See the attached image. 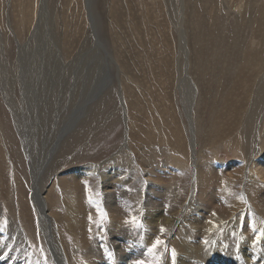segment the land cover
<instances>
[{
    "label": "rangeland",
    "instance_id": "rangeland-1",
    "mask_svg": "<svg viewBox=\"0 0 264 264\" xmlns=\"http://www.w3.org/2000/svg\"><path fill=\"white\" fill-rule=\"evenodd\" d=\"M255 1L251 0L253 11L246 12L245 0H208L206 4L198 0L197 7L200 10L194 14L195 0H0V146L6 158L4 164L10 166L7 173L9 179L7 177V183H4L10 191L0 195L4 201L0 208L4 207V213L9 211L5 208L14 207L12 203L9 204L7 194L9 198L11 195L16 196L17 188L14 187L15 174L13 175L15 163L10 159V155H7L10 151V146L7 145L9 139L15 148L21 151L20 157L24 162L26 176L19 167L16 176L23 175V184L27 189L26 198L31 210L34 209L30 180L32 176L29 171L31 165L40 158L41 153H47V150L50 153L45 154L51 157L50 162L54 163V158L58 160L54 167L61 166V185H58L56 177L52 178V186H55L51 190L53 199L51 198L50 203L53 210L61 214L62 220L59 218L58 221L65 243L69 246L67 253L72 264H98L99 261L102 264H135L136 261L155 264L153 256L159 259L160 264L161 255L165 252L168 264H176V251H184L183 243L193 244L194 248L199 250V255L203 253L202 256L213 260L214 254H211L210 249L213 246L219 247L221 251L218 256L222 261L218 264H264V231L254 227L253 215H256L242 202L243 207L238 208L239 220L234 217L237 210L234 204L239 196H242L244 181L256 184L259 182L253 173L250 174L253 172L249 166L251 164L244 155L242 156V147L237 146L232 139L234 127L246 118L251 108L249 101L253 97V86L259 81L257 78L264 76V25L260 24L258 28L255 24L254 27L259 30L253 33L251 29L246 28V23L242 22L240 34L234 36L237 39L240 36V43L242 42L244 47L239 52L253 53L251 62L255 58L258 64L247 65L240 62L244 69L238 68L235 62H239L241 55L236 48L233 51V62L230 63L224 62L221 56L213 60L210 53L202 52L204 58L201 65L204 68L201 69L214 77L224 75L218 77L220 84L213 83L208 85L207 89L216 93V98L225 95L226 101L225 105L220 104L223 113L220 118L223 120L217 121L219 125L216 126L225 131L219 129V134L211 132L209 141H201L204 134L196 137L199 141L196 159L199 160L197 167L200 178H194L190 145L186 142L185 156L177 150L172 151L169 144L163 143L166 138L156 133V124L160 126L165 123L168 127L176 128L173 123L176 121L182 129L188 118L192 126L196 125L197 118H194V113L191 114L195 103L198 99L204 101L203 98L210 94L208 91L202 92L204 84L196 75L198 67L194 63L190 43L193 30L200 32L205 38L202 49L206 45L208 50L213 51L214 42L210 41L207 35L214 33L211 28H216L217 32L223 30V18L229 17L230 13H243L248 16L255 12L254 8L258 4L262 7L260 15L264 20V0ZM215 16L218 17L217 24L213 23ZM217 42L219 45V41ZM236 44L237 42L233 41L230 46ZM225 75H228L227 78ZM246 86L250 88L251 94L246 90ZM195 93L196 99L193 98ZM13 104L15 106H12ZM155 109H158L157 112ZM189 113L191 119L188 117ZM16 114L24 121L22 126L25 128L17 127ZM224 114L230 116L226 117ZM172 116L177 117V120H174L175 117L172 119ZM198 116L197 124L200 121L201 125H197V132L206 133L204 129H207L208 118L203 109L199 110ZM231 116L234 122H229ZM132 118L144 119L147 122V125L144 124L148 128L147 131L155 134V140L148 141L149 143L135 142L131 135V126H128L130 133L126 136V125L132 122ZM189 124L188 122L187 126ZM176 130L177 128L174 132ZM23 134L26 142L22 141ZM258 135L256 132L252 133L253 138L262 139L264 145V134L259 137ZM34 146L39 155L32 161L27 151ZM131 153L133 156H130ZM113 155H116L115 159H112ZM50 162L45 161L43 167ZM36 166L39 167L38 162ZM106 176L110 178L106 180ZM69 178L78 182L76 184L80 186L78 193L81 201H72V194H75L73 191L64 192V184H70ZM38 180L43 183L45 175L40 176ZM11 183L12 187L9 186ZM108 189L109 192L103 193ZM68 195L70 208L64 204L61 206L59 201ZM188 197L193 200L195 198V204L199 203L201 210L195 214L188 212L185 216L182 215L176 229L177 220L173 223L167 222V216L175 215L182 202L190 201ZM157 207L162 210L160 216H157L158 219L153 221L147 218L146 216L152 213L149 210L158 209ZM62 208L68 211L61 212ZM191 209L193 210V207ZM146 211L149 212L145 213ZM65 214L67 217H73L74 225L68 226L69 222L64 219ZM34 217L35 231L40 235L42 233L43 240H46L44 232L41 228L38 229L40 225L35 213ZM0 218L5 221L0 223V237L4 238L3 232L9 226L2 212ZM133 219L137 223H133ZM161 228L164 229L163 232ZM113 236L119 241L116 243L118 246L112 249L110 241ZM184 238H187V242H184ZM157 240L163 243L157 245L154 253L150 255L148 249ZM240 241L247 247V253L249 252L248 262L243 259V263L239 258ZM91 245L95 251L90 248ZM21 246L14 251L19 252L24 248V251L20 252L21 259L26 256L37 260L34 253L28 249L26 241ZM47 248L51 253L50 246ZM1 250L5 254L9 253V256H15L11 244H4ZM112 250L116 255H112ZM260 254L261 259L258 260ZM190 262L195 264L194 261Z\"/></svg>",
    "mask_w": 264,
    "mask_h": 264
},
{
    "label": "bare ground",
    "instance_id": "bare-ground-1",
    "mask_svg": "<svg viewBox=\"0 0 264 264\" xmlns=\"http://www.w3.org/2000/svg\"><path fill=\"white\" fill-rule=\"evenodd\" d=\"M204 4H206V2L208 0H202ZM235 1V0H234ZM255 1V0H253ZM259 1V0H258ZM189 2V1H188ZM191 2V1H190ZM194 2V1H193ZM256 2V1H255ZM263 2V1H262ZM194 4V3H193ZM254 4V3H253ZM118 5V4H117ZM198 5V0H195V4L193 6V12L194 14H197V12H199L200 8L197 7ZM251 5H252V2L251 0H245V3H244V7L246 8V12H250V11H253V9L251 8ZM202 6V5H201ZM227 6V5H226ZM230 6V4H229ZM228 6V7H229ZM237 7V6H236ZM243 7V8H244ZM255 12H251L252 14L250 15H246L245 14H241V15H236L234 13H230V16L227 17V18H223L224 20L222 21L223 23H221L223 26H222V29L221 31H218L216 30V28H211V29H214V33H212L211 35L208 33L207 35V38L210 37V41H213L214 42V50L213 51H210L208 50L207 46L205 45L204 49H202V44L204 43L205 41V38L202 37L203 35L198 32L196 33V30L194 29L193 30V33H192V37H190V43H191V47L193 49V58H194V63L195 65L198 67V71H196V75L197 77L199 78L200 82L202 84H204V86L201 84L200 87H202V92H210L209 89H207V86L208 85H212L213 83H219L220 84V80L218 79V77H220L221 75L223 74H219L218 76L214 77L210 74H207L206 71H203L201 68H204L203 65H201V60H203V56L204 54L202 52H207L211 54L210 57H212L213 60H217V57H220L223 59L224 62H227V63H230V62H233V55H234V50L236 48V50L239 52L240 50H242L243 45H242V42L240 43L241 39H240V36L239 38L237 39L236 37H234L236 34H240V26L242 24V22L246 23L247 27L249 30L251 29V31H253V33L256 31H258L259 29L255 28V24L258 25V28L260 27L259 25L262 24V26L264 25L262 18H261V15H260V12H262V7L261 5L259 6L258 4H256V8H254ZM227 11V10H226ZM244 11V10H243ZM229 13V11H228ZM227 13V14H228ZM196 16V15H195ZM217 16H215V24H217L219 21L217 20ZM183 19V18H182ZM176 20V19H175ZM220 20V19H219ZM243 23V24H244ZM190 24V23H189ZM199 25V24H198ZM190 26V25H189ZM255 26V27H254ZM242 27H245L242 25ZM254 27V28H253ZM262 30V28H261ZM123 32V31H122ZM185 32V31H184ZM136 33V32H135ZM219 33V36H217V34ZM252 33V32H251ZM262 33V32H261ZM256 34V33H255ZM214 35V36H212ZM185 36V35H184ZM203 40V41H202ZM217 41H219V45L216 44L218 43ZM233 41L237 42L236 46H233L231 47L230 44L233 43ZM151 43V42H150ZM246 44V43H245ZM218 45V46H217ZM21 46V45H20ZM249 47V46H248ZM213 49V48H212ZM248 49V48H247ZM246 50V49H245ZM236 54V53H235ZM241 55V57H239V59L236 57V59L239 60V62H235L236 66L238 68H241V69H244L242 66V64H240V62H244L246 63L247 65H255V64H258L256 63L257 60H253V62H251L252 60V54L248 53V54H245V52L243 51V53H238ZM264 55V53H263ZM258 56V55H257ZM232 65V63H231ZM259 66V65H258ZM225 67V66H224ZM257 67V66H256ZM228 68V67H227ZM251 69V68H250ZM228 70V69H227ZM225 70V71H227ZM230 71V70H229ZM237 71V70H236ZM187 72V71H185ZM235 71H231V73H233ZM132 73V72H131ZM130 73V75H131ZM135 73V72H134ZM179 73V71L177 72ZM222 73H224L222 71ZM230 73V72H229ZM123 74V73H122ZM191 74V72H190ZM226 74V72H225ZM228 74V72H227ZM124 75V74H123ZM173 75V74H172ZM193 75V74H191ZM195 75V76H196ZM214 75V74H213ZM179 76V75H178ZM187 76V75H186ZM228 76V75H225V77ZM237 76V75H236ZM170 77V76H169ZM181 77V75H180ZM191 77V76H190ZM224 77V75H223ZM14 78V77H13ZM186 78V77H185ZM227 78V77H226ZM257 79H259V81L257 82V84L255 83V85L253 86L254 90H253V97H252V100L249 101L250 103V107L249 108V111L247 113V115L245 116L246 118L245 119H242L239 121L238 125L236 127H234L235 129L233 130V140H235L237 146H241L242 149L240 151L242 156L244 155L245 158H247L250 162L251 165H249L251 167V170L253 172H251L250 174L253 173V176H256L257 177V180L259 183H249V182H245L242 184V189H241V193H242V196L238 198V201H236V203L234 204V207L237 208L236 212L234 213V217H236L238 219V208H242L243 207V203L242 202H245V207L248 208L251 212H253L256 216L253 215L254 217V220H253V225L255 228H257V230H261V231H264V145L262 144V139L258 138V140H256L255 138H253L254 136H252V133L256 132L258 133L259 135L260 134H264V76H261L260 75V78L258 77ZM130 80V79H129ZM132 80V79H131ZM195 80V79H194ZM197 80V79H196ZM219 80V81H218ZM222 80V79H221ZM225 79H223L224 81ZM19 81V80H18ZM118 81V80H117ZM135 81V80H133ZM186 81V80H185ZM195 82V81H194ZM234 82V81H233ZM137 83V82H136ZM181 83V82H179ZM184 83V82H183ZM188 83V82H187ZM186 83V84H187ZM224 83V82H223ZM12 84V83H11ZM128 84V83H127ZM165 84V83H163ZM226 84V83H225ZM24 85V84H23ZM22 85V86H23ZM37 85V84H36ZM119 85V84H118ZM190 85V84H189ZM218 85V84H216ZM131 86V85H130ZM11 87V86H10ZM134 87V86H132ZM209 87H212V86H209ZM214 87V86H213ZM222 87V86H221ZM232 87H235V85H232ZM12 88V87H11ZM144 88V87H143ZM165 89V86L163 87ZM162 88V89H163ZM186 88V87H185ZM245 88H247L246 90L249 91V93L251 94V90L250 88H248V86H246ZM26 89V88H25ZM161 89V88H160ZM167 89V88H166ZM217 89V88H216ZM233 90V88H231ZM12 90V89H10ZM103 90V89H102ZM128 90V89H127ZM131 90V89H130ZM134 90V89H133ZM228 90V89H227ZM141 91V90H140ZM138 91V93L140 92ZM187 91V90H186ZM196 91V89H195ZM224 91V90H223ZM14 92V91H13ZM24 92V91H23ZM133 93V91H131ZM166 92V91H165ZM164 92V94H165ZM184 92V91H183ZM11 93V92H10ZM112 93V92H111ZM128 93V92H127ZM187 93V92H186ZM197 93V91H196ZM196 93L194 95V99H196ZM12 94V93H11ZM25 94V93H24ZM151 94V93H149ZM155 94V93H154ZM160 94V93H159ZM182 94V93H181ZM207 94V93H206ZM7 95V94H6ZM23 95V94H22ZM26 95V94H25ZM31 95V94H30ZM80 95V94H79ZM129 95V93H128ZM142 95V94H141ZM158 94H156L157 96ZM167 95V94H166ZM199 95V93H198ZM144 96V95H143ZM168 96V95H167ZM8 97V96H7ZM106 97V96H104ZM132 97V96H131ZM139 97V96H138ZM150 97V96H149ZM251 97V96H250ZM12 98V96H11ZM25 98V97H24ZM137 98V97H136ZM156 98V97H154ZM202 98V97H201ZM248 98V97H246ZM131 99H134V98H131ZM145 99V98H144ZM150 99H152L150 97ZM250 99V98H249ZM261 99H263L261 101ZM129 100V98H128ZM155 100H158L157 98ZM154 100V101H155ZM163 100V99H162ZM184 100V99H183ZM199 100V99H198ZM197 100V101H198ZM204 101H196L195 103V108L194 110H192V113H194V118L196 117L197 119H199V110L200 109H203V112L206 113L207 115V118H208V123L206 124L207 125V129H204V132H197V125L200 124V121L198 122L197 124V119H196V125L192 126V123L190 121H188V118H187V122H186V125H184L183 123V128L181 129L179 127V123L177 124V122H173L175 123V127L177 128L176 132H174V129L176 128H172L171 127H168L165 123H162L160 126H158L156 124V133L158 134H161L162 136H164L166 138V140L163 139V143L165 144H169L170 147L172 148V151H175L176 150L178 152H181L182 154H184L186 156V142L188 143V145H190V149H191V154H192V160H193V166H194V178L196 179L198 176L200 178V171L197 167V152H198V149H199V141L197 140L196 137H200V134L201 135H205L204 136V139H201L202 142L204 141H209L210 139V135L212 133H214V131L219 134V129L218 127H216L217 125H219V123L217 121H220V120H223L221 119L220 117L222 116L221 114L222 113V109H221V106L220 104H224L225 105V101H226V96L225 95H221L219 98H216V93H212L210 92V94L208 96H205L203 98ZM218 100V101H217ZM248 100V99H247ZM12 101H13V98H12ZM103 101V100H102ZM130 101V100H129ZM135 101V100H134ZM146 101V100H145ZM217 101V102H216ZM101 102V101H100ZM133 102V101H132ZM147 102V101H146ZM160 102V101H159ZM162 102V101H161ZM239 102V101H238ZM241 102V101H240ZM138 103V102H137ZM237 103V102H236ZM247 103V102H246ZM107 104V102H106ZM130 104L131 101H130ZM108 105V104H107ZM163 105V103H162ZM194 105V104H193ZM192 105V106H193ZM217 105V107L215 106ZM236 105V104H235ZM12 106H15L14 104ZM134 106V105H133ZM148 106V105H147ZM155 106V105H154ZM173 106V105H172ZM15 108V107H14ZM22 108V107H21ZM148 108V107H147ZM158 108V106H157ZM173 108V107H172ZM179 108V107H178ZM204 108H205V111H204ZM213 108V109H212ZM215 108H217V110H214ZM98 109V108H97ZM160 109V108H159ZM163 109V108H162ZM158 109H155L154 111L157 112ZM170 110V109H169ZM180 110V109H179ZM246 110V109H245ZM135 111V110H134ZM164 113H165V109L163 110ZM194 111V112H193ZM240 111V110H239ZM18 112V111H17ZM21 112V111H20ZM128 111H126L127 113ZM152 112V111H150ZM189 112V111H188ZM187 112V113H188ZM16 113V111H15ZM19 113V112H18ZM125 113V112H124ZM185 113V112H184ZM190 113H189V118L191 119L190 117ZM198 113V114H197ZM96 114V113H95ZM134 114V113H133ZM137 114V113H136ZM152 114V113H151ZM170 114V113H169ZM173 114V113H172ZM17 115V114H16ZM15 115V122L17 124V127L19 128H22L24 126V121H22L21 117L17 115L16 117ZM126 115V114H125ZM124 115V116H125ZM160 115V114H159ZM165 115V114H164ZM167 115V114H166ZM180 115V114H179ZM186 115V114H185ZM24 116V115H23ZM89 116V115H88ZM139 116V115H138ZM153 116V115H151ZM193 116V115H192ZM224 116L226 117H229L230 115H227V114H224ZM235 116V115H234ZM236 116H239V115H236ZM87 117V116H86ZM134 117V115H133ZM141 117V116H140ZM143 117V116H142ZM148 117V116H147ZM163 117V116H162ZM165 117V116H164ZM168 117V116H167ZM173 117V116H172ZM175 117V116H174ZM174 117L172 119H174ZM180 117V116H179ZM223 117V116H222ZM91 118V117H90ZM106 118V117H105ZM125 118V117H124ZM127 118V117H126ZM144 118V117H143ZM166 118V117H165ZM176 119L174 120H177V117H175ZM181 118V117H180ZM201 118V117H200ZM133 119V118H132ZM149 119V118H148ZM154 119V118H153ZM162 119V118H161ZM160 119V120H161ZM100 120V119H99ZM107 120V119H106ZM142 120L144 122H142ZM155 120V119H154ZM179 120V119H178ZM233 120V116H231V119L229 122H232ZM88 121V120H87ZM98 121V120H97ZM111 121V120H110ZM139 121H141V125H139ZM163 121V120H162ZM168 121V120H167ZM182 121V120H181ZM228 121V120H227ZM105 122V121H104ZM131 122V121H130ZM183 122V121H182ZM181 122V123H182ZM188 122L190 123L189 126H187ZM234 122V120H233ZM85 123V122H84ZM88 123V122H87ZM86 123V124H87ZM126 123V122H125ZM129 123V122H128ZM126 125V136L127 134H129L130 132L128 131V126H131V135L134 137V139L136 140L135 142H148L151 140L154 141L155 140V134L152 135L150 134L148 130V128H146L147 126H145L144 124L146 123L147 125V122H145L144 119H141V118H134L132 120V122L128 125ZM161 123V122H160ZM3 124V123H2ZM110 124V123H109ZM151 124V123H150ZM168 124V123H167ZM233 124V123H232ZM37 125V123H36ZM107 125V124H105ZM235 125V124H233ZM22 126V127H21ZM26 126V125H25ZM108 126V125H107ZM83 127V126H82ZM186 127V128H185ZM25 128V127H24ZM0 129H1V124H0ZM155 129V128H154ZM185 131H184V130ZM85 130V129H84ZM221 130H224L223 128L220 129ZM21 131V130H19ZM55 131V130H54ZM78 131V130H77ZM83 131V130H82ZM223 131V132H224ZM129 132V133H128ZM154 132V131H153ZM152 132V133H153ZM186 132V133H185ZM212 132V133H211ZM27 133V132H26ZM215 133V134H216ZM222 133V132H221ZM226 133V132H225ZM2 134V132H1ZM227 134L228 131H227ZM231 134V133H230ZM31 135V134H30ZM96 135V134H95ZM197 135V136H196ZM258 135V137H259ZM4 133H3V138H4ZM98 136V135H97ZM96 136V137H97ZM157 136V135H156ZM229 136V135H228ZM23 140L22 141H25V136L23 134ZM92 137V136H91ZM230 137V136H229ZM228 137V138H229ZM93 138V137H92ZM91 138V139H92ZM186 138H187V141H186ZM202 138V137H201ZM1 139V138H0ZM22 139V138H20ZM29 139V138H28ZM133 139V140H134ZM199 139V138H198ZM255 139V140H254ZM30 140V139H29ZM132 140V139H131ZM211 141V140H210ZM229 141V140H228ZM3 142L6 146V143L3 139ZM26 142V141H25ZM218 142V141H217ZM32 143V142H30ZM69 143V142H68ZM134 143V141H133ZM149 143V142H148ZM211 143V142H210ZM208 143V144H210ZM224 143V142H223ZM33 144V143H32ZM35 144V143H34ZM65 144V143H64ZM125 144V143H124ZM129 144V143H128ZM164 144V145H165ZM213 141H212V145H213ZM235 144V143H234ZM233 144V145H234ZM1 145V144H0ZM7 145L10 146V148L8 150L9 153H7V155L9 154L10 155V161L14 162V172H13V175L15 176L14 178V184L16 186L14 187H17L16 188V196L14 195H11V198H9V194H7L8 196V202L9 204L12 203V205L14 207H10V208H5L7 210H9L7 212V214L4 213V207L2 206L0 208V212H2V214L6 217L7 219V225L9 226V228L3 232L4 234V238H1L0 237V264H72L70 262V259L68 257V253H67V249L69 248L68 243H65V240H64V235H63V231L61 230V227H60V223H59V218L60 220H62V217L60 216V212H57V211H54L53 210V207L51 205V190L54 188L53 185V180L52 178L56 177V180H57V183L58 185L60 186L61 185V179L59 181V175H60V171L59 169L61 168L60 167H54L56 166V163H58V160L54 158V163L53 162H50V158L51 157H48L49 155H46L49 152V150H47V153H41L40 154V158L37 159L35 162H33V164L31 165L30 167V173H31V176L32 178L30 179L31 180V184H32V199H33V210H31L30 208V204L28 203L29 201L27 200V189H26V185L23 184V182L25 181L24 178H23V175L26 176V169L24 168L23 164V159L20 157L21 155V151H18L17 148H15V145L14 143L8 139L7 141ZM50 145V144H49ZM215 145H216V142H215ZM214 145V146H215ZM224 145V144H223ZM222 145V146H223ZM38 146V144H37ZM213 146V147H214ZM227 146V145H226ZM229 146V145H228ZM50 147V146H48ZM123 147H126V146H123ZM213 147L211 149H213ZM225 147V146H224ZM3 148V147H2ZM6 148V147H5ZM38 148V147H37ZM45 148V147H44ZM65 148V147H64ZM229 148V147H228ZM48 149V148H47ZM123 149V148H122ZM234 149V148H233ZM21 150V149H20ZM28 150V149H27ZM38 150V149H37ZM41 150V149H40ZM46 150V149H45ZM44 150V151H45ZM129 150V149H128ZM208 150V149H207ZM230 150V149H229ZM125 151V150H124ZM212 151V150H211ZM244 151V152H243ZM5 152V151H4ZM29 153V158L33 161L34 160V157L37 158V156L39 155V153H37L36 151V146L32 147L30 150L27 151ZM153 152V151H152ZM188 152V151H187ZM203 152V151H200V153ZM233 152V151H232ZM6 153V152H5ZM169 153V152H168ZM200 153H198V155H200ZM240 153V152H239ZM238 153V154H239ZM118 154V153H117ZM116 154V155H117ZM116 155H113L111 156L112 159H115ZM127 155V154H125ZM130 156H133L132 153ZM129 156V157H130ZM166 156V155H165ZM201 156V155H200ZM241 156V155H240ZM7 157V156H6ZM55 157V156H54ZM126 157V156H125ZM243 157V158H244ZM46 159L45 161H49L50 163L45 166V168L43 167V164H44V160H41V159ZM118 158V157H117ZM9 159V158H8ZM7 159V160H8ZM182 159V158H181ZM185 159V158H184ZM187 159V158H186ZM201 159H203L201 157ZM5 160L6 158H4V154L2 153V150H1V146H0V195L3 193V192H7L8 191V187L7 185L4 183H7V177L9 174V167L10 166H7V163H5ZM183 160V159H182ZM185 161V160H183ZM243 161V160H242ZM37 162L39 164V167H37ZM106 162V161H105ZM117 162V160H116ZM119 162V161H118ZM186 162V161H185ZM192 162V161H191ZM247 162V161H246ZM10 163V162H8ZM36 163V164H34ZM53 163V164H52ZM113 163V162H112ZM120 163V162H119ZM122 163V162H121ZM184 163V162H183ZM243 163V162H242ZM53 165L52 169L50 168V165ZM109 164V163H108ZM16 165V166H15ZM100 165V164H99ZM102 165V164H101ZM117 165V164H116ZM119 165V164H118ZM121 165V164H120ZM199 165V164H198ZM30 166V165H29ZM103 166V165H102ZM114 166V165H113ZM122 166V165H121ZM13 167V166H12ZM19 167V170L20 171H23V175L22 177H17L16 176V173L18 171V168ZM26 167V166H25ZM49 167V168H47ZM108 168V167H107ZM113 168V167H112ZM185 168V167H184ZM115 169V168H114ZM13 171V169H11ZM117 170V169H116ZM150 170V169H149ZM250 170V171H251ZM132 171V170H131ZM247 171V170H246ZM101 173V172H100ZM104 173V172H103ZM153 174V173H152ZM248 174V173H247ZM45 175V180H43L44 182L42 183L41 180H38V178L40 176H44ZM98 175V174H97ZM149 175V174H148ZM11 176V175H10ZM30 176V175H29ZM30 176V177H31ZM108 176V175H107ZM106 176V180L107 178H110V177H107ZM211 176V175H210ZM13 177V176H12ZM100 177V176H99ZM205 177V176H204ZM234 177V176H233ZM255 178V177H254ZM9 179V177H8ZM26 179V178H25ZM42 179V178H41ZM248 179V178H247ZM246 179V180H247ZM28 180V179H27ZM26 180V181H27ZM105 180V179H104ZM204 180V179H203ZM226 180V179H225ZM250 180V179H249ZM69 181H70V184L66 183L64 184V192H68V191H73L72 193H75V194H72V201H81L82 199H80V186L79 184H76L78 183L75 179H71L69 178ZM103 181V180H102ZM138 181V180H137ZM200 181V179H199ZM12 182V181H11ZM120 182V181H119ZM204 182V181H203ZM251 182V181H250ZM257 182V181H255ZM26 183V182H25ZM109 183V182H108ZM208 183V182H207ZM214 183V182H213ZM233 183V182H232ZM205 184V183H204ZM57 185V186H58ZM138 185V184H137ZM211 185V184H210ZM214 185V184H213ZM9 186L12 187V183L11 185L9 184ZM197 186V185H196ZM86 187V186H85ZM122 187V185H121ZM194 187H195V184H194ZM228 187V185H227ZM77 188V189H76ZM197 188V187H196ZM204 188V187H202ZM226 188V187H225ZM90 189V187H89ZM150 189V188H149ZM205 189V188H204ZM119 190V189H118ZM125 190V188H124ZM196 191V189H194ZM201 190V189H200ZM227 190V189H226ZM10 191V190H9ZM8 191V192H9ZM138 191V190H137ZM15 192V191H14ZM106 192H109V189L108 190H104L103 193H106ZM204 192V191H203ZM78 193V194H77ZM123 193V192H122ZM15 194V193H14ZM124 194V193H123ZM231 194V193H230ZM233 195V194H232ZM231 195V196H232ZM102 196V195H101ZM123 196V195H122ZM191 196V195H190ZM1 197V196H0ZM195 197V196H194ZM209 197V196H208ZM69 195L67 196V198H65V196L63 197V200H59L61 201V206L62 204H64L65 206L69 207L71 205H68V200H69ZM82 198V197H81ZM109 198V197H107ZM112 198V196H111ZM189 198V197H188ZM187 198V199H188ZM53 199V198H52ZM88 199V198H87ZM190 199V198H189ZM188 199V201H189ZM207 200V199H206ZM53 201V200H52ZM95 201V200H94ZM151 201V200H150ZM201 201L202 198H201ZM211 201V200H210ZM229 201V200H228ZM195 198L194 200L193 199H190V201L187 203V200H186V203H181V205L179 206V209L176 210V213L175 215H168V220L167 222H175V227L177 229V223H178V220H180V218H182L181 216H185L188 212H191L193 214H195L196 212H198L199 210H201V207H199V203L198 204H195ZM198 202V201H197ZM204 202V201H203ZM202 202V203H203ZM209 202V201H208ZM212 202V201H211ZM232 202V201H231ZM81 203V202H80ZM1 204H4V201L2 200V198H0V205ZM8 204V205H9ZM60 204V203H59ZM174 204V203H173ZM7 205V204H6ZM85 206V205H84ZM139 206V205H138ZM147 206V205H146ZM55 207V206H54ZM57 207V206H56ZM73 207V205H72ZM78 207V206H77ZM191 207H193V210L191 209ZM230 207V206H229ZM228 207V209H229ZM59 208V206H58ZM56 208V209H58ZM147 208H150V207H147ZM158 208V207H157ZM232 208V206H231ZM144 209V208H143ZM146 209V208H145ZM227 209V208H226ZM67 209L65 208H62V210H60L61 212L62 211H66ZM148 210V209H147ZM230 210V209H229ZM68 211V210H67ZM151 211L152 213H149L146 217L147 218H150L151 220L155 221V219L160 216L162 210L161 209H151L149 210ZM149 211H146L145 213H148ZM20 212V213H19ZM34 213L37 215V221L39 222V228H41V230L44 232V236L46 238L47 243H46V240L44 239L43 240V237L41 236L40 234H38L36 231H35V228H34V222L36 223L35 221V217H34ZM144 213V212H143ZM117 215V214H116ZM158 216V217H157ZM189 216V214H188ZM113 217V216H112ZM64 219L67 220L68 223V226L70 225H74V223L72 222L73 220V217H67V214H65L64 216ZM239 220V219H238ZM194 221V220H193ZM237 221V220H236ZM2 222H5L3 220H1L0 218V223L2 224ZM76 222V221H75ZM119 222V221H118ZM77 223V222H76ZM209 223V222H208ZM240 223V222H239ZM201 224V223H200ZM223 224V223H222ZM38 226V224H37ZM65 227V226H64ZM67 227V226H66ZM175 229V230H176ZM69 230V228H68ZM216 230V229H215ZM228 231V229H227ZM185 233V232H184ZM75 235V243H77V237H76V234ZM228 235V234H227ZM66 236V235H65ZM117 236V235H116ZM116 236H113L111 241H110V246L113 248H115V246H118L117 243V240L118 238ZM240 236V234H239ZM206 237V236H205ZM173 238V237H172ZM244 238V237H242ZM83 239V237H82ZM185 239V238H184ZM81 240V239H80ZM175 240V239H174ZM245 240V239H244ZM26 241V244L27 246H29V250H31L34 255L36 256V259H33V258H30V257H26L24 256L25 258L21 259V251H24V248L20 249L19 252H14L15 250H17L16 248L18 247H22L21 245L23 244V242ZM119 241V240H118ZM247 241V240H246ZM184 242H187V238L185 239ZM245 242V241H244ZM6 243L8 244H11V250L13 249V252L15 254V256H9L7 254H5L1 249H2V246ZM80 243V242H79ZM183 243V242H182ZM243 242L240 241L239 242V245L241 247H239V255H240V259L243 261L244 263V260H246L248 262V259H249V255L247 253V247L244 246V244H242ZM95 244V243H94ZM169 244V243H168ZM176 245V243H174ZM185 244V245H184ZM238 244V243H237ZM249 244V243H248ZM247 244V245H248ZM79 245V244H78ZM77 245V246H78ZM88 245V244H87ZM183 249L184 251H181L179 248V252L176 251V253L178 254L177 257H176V264H191L190 261H194L195 264H215V263H219L221 260V258L218 256L220 255V251L221 249H219V247L217 246H211L212 249L211 250V254H214V260L213 259H210L209 257H204L201 255H199V250L194 248V245L193 244H188L187 243H183ZM197 246V244H195ZM47 246H50V250H51V253L49 252V249L47 248ZM80 246H82V244L80 243ZM84 247V246H83ZM93 248L94 246H90V248ZM264 247V245H263ZM15 248V249H14ZM230 248V247H229ZM41 249V251H40ZM86 249V247H85ZM94 249V248H93ZM118 249V248H117ZM202 249V248H201ZM119 250V249H118ZM27 251V250H26ZM95 251V249H94ZM233 252V251H232ZM252 252H253V249H252ZM116 252L114 250H112V255H116L115 254ZM13 254V253H11ZM17 254V255H16ZM27 254V253H26ZM120 254V252H119ZM52 255H53V258H52ZM121 255V254H120ZM120 255L118 257H120ZM161 255V254H160ZM34 256V257H35ZM122 256V255H121ZM124 256V255H123ZM122 256V257H123ZM213 256V255H212ZM232 256V255H231ZM90 257V256H89ZM124 258V257H123ZM122 258V259H123ZM231 258V257H230ZM251 258V257H250ZM255 258V257H254ZM121 259V258H120ZM244 259V260H243ZM252 259V258H251ZM261 259V254L260 256L258 257V260ZM90 261V260H89ZM121 261V260H120ZM216 261V262H215ZM236 261V260H235ZM234 261V262H235ZM92 262V261H90ZM240 262V261H239ZM260 262V261H259ZM102 264V262H98V264ZM121 264H125L124 262H120ZM255 263V262H254ZM88 264H93V263H88ZM160 264H168V257H167V252H165L164 254L161 255V259H160ZM226 264V263H224ZM229 264V263H228ZM245 264V263H244ZM248 264V263H246Z\"/></svg>",
    "mask_w": 264,
    "mask_h": 264
},
{
    "label": "snow or ice",
    "instance_id": "snow-or-ice-1",
    "mask_svg": "<svg viewBox=\"0 0 264 264\" xmlns=\"http://www.w3.org/2000/svg\"><path fill=\"white\" fill-rule=\"evenodd\" d=\"M132 222H133V223H137V222L135 221V219H133ZM138 226H139V225H138ZM163 231H164V229L161 228V232H163ZM161 243H163V242L160 241V240H157V241L152 245V247L148 249V253H149L150 255L153 254V253H154V250H155L156 247H157V245H159V244H161ZM172 256H173V258L175 257V253H174V252L172 253ZM153 259H154V261H155V264H159V259H158L157 257L153 256ZM135 264H144V262H143V261H136Z\"/></svg>",
    "mask_w": 264,
    "mask_h": 264
}]
</instances>
